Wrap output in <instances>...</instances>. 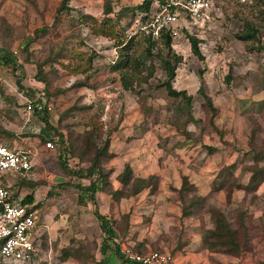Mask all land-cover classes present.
Here are the masks:
<instances>
[{
	"label": "rangeland",
	"instance_id": "obj_1",
	"mask_svg": "<svg viewBox=\"0 0 264 264\" xmlns=\"http://www.w3.org/2000/svg\"><path fill=\"white\" fill-rule=\"evenodd\" d=\"M61 1L0 0V56L5 52L11 54L17 66L16 70L12 71V67L0 64V143L10 146L32 143L38 146L39 156L31 171L35 182L26 179L27 182L23 183L20 180L15 183V187L19 190L32 189L28 183H34L33 189L38 188L37 190L42 189L45 192L49 190L51 193L47 196L43 192L38 203L40 222L45 224L46 231L36 239L39 241L37 255L29 264H120L114 255L113 239L107 242L106 254L103 256L101 253L104 235L94 211L101 213L102 201H97L95 206L89 201L83 204L79 202L80 192L75 186H88L89 181L62 174L55 148L46 149L38 137L43 125L30 107L37 100L47 104L52 109L50 123L64 130L66 135L67 126L70 129L68 131L82 132L84 128L80 122L92 116L98 117L111 128L123 117L128 131L116 133L110 149L114 158L104 166L115 174L120 172L125 160L129 164L134 163L131 158L139 160L141 152L138 149H142L143 145L147 147V152L142 156L154 158V166L158 158L161 160L167 154L170 157L167 172L189 171L198 182L204 180L201 178V172L211 178L219 168L234 162H239L242 167L248 131L254 127L256 119L261 120V117H254L255 115L244 110H255L251 107V102L264 98V53L258 54L254 42L239 41L236 35L243 32L246 24H250L259 31L258 44H264V0H217L209 11L207 21L192 26L185 23L181 15L175 25L176 34L171 35L172 50L181 58V63L176 68L173 87L178 91L184 90L193 97L192 116L203 122L199 126L188 127L189 138L185 141L191 142L189 147L183 146L186 143L183 141L184 136L169 123L173 121L171 116L174 100L167 96L163 88H158L159 83L166 79L160 60L155 55L157 50H162V54L166 55L162 46L157 45L153 51L155 57L151 62H146V67L152 65L154 68L152 77L142 83L139 80L146 77L149 70L144 69L136 76L132 75V70H128L134 82L130 91L124 92L120 74L103 70L105 66L114 63L119 55L113 47V42L89 34V29L74 22L79 17L78 14H89L101 21L104 0H70V15L63 13L61 21L55 24L56 11ZM111 1L114 9L118 11L124 6L140 4L143 0ZM164 1L165 4H171L177 0ZM154 9L155 5H152L150 16L144 21L139 16L131 20L126 35L128 38H134L129 52L131 57L134 54L141 55L147 47L143 39L147 38V35L140 28L153 16ZM121 25L124 26L125 21H122ZM39 30H44L40 36L36 34ZM192 33L201 40L199 47L204 61L197 60L190 51L186 34ZM32 39L34 43L28 46L29 61H25L26 55L21 49ZM80 41L86 44V47L80 49L82 52L93 50L99 55L94 62V67L99 69V72L87 81V87H74L75 82L82 81L83 78H69L57 63L51 66L57 72L49 74L50 86L46 87L35 78L36 63L45 60L51 53L55 55L62 49L76 47ZM61 54L64 55L65 52ZM44 69L53 71L50 65ZM200 73L203 85H200ZM200 86H203L213 106L219 111L212 120L216 129L211 127L210 116L201 108L202 98L197 94ZM83 106L90 108L81 111L74 109ZM181 119H184V116ZM219 130L225 131L223 136L217 133ZM2 131L12 134L13 137H8ZM163 135H168L171 142L167 153L154 148ZM135 136H142L141 143L144 144H136ZM130 137L134 139L130 140ZM206 147L215 148V151L209 153ZM125 156L128 159H125ZM67 163L72 169L86 166L71 158L67 159ZM150 170L155 172L157 169ZM59 181L65 184L58 185ZM48 182L50 187L46 186ZM207 182L206 180L203 183ZM244 193H240V198ZM261 194L253 197L251 194L244 195L247 198L250 196L251 204L256 205ZM224 195L217 192L209 195L207 204L224 211L227 217L232 219L233 210L242 203L238 204L236 200V205H230L225 201ZM115 203L118 202L113 201V204ZM125 210L126 206L120 209L117 219L113 220L111 217V221L119 222L123 216H128L122 213ZM252 216L253 214L248 212L246 222L252 239H255L259 236L260 225L254 223ZM193 220H199L207 227L212 226L207 214L202 213ZM259 220L261 222L262 219ZM126 223L127 221L123 224ZM113 230L115 238L119 239L120 233L114 228ZM66 248L78 250V258L71 257L61 262V250ZM175 251L168 252L172 260L176 255ZM239 258L209 255L212 264H221L223 261L237 264L235 262Z\"/></svg>",
	"mask_w": 264,
	"mask_h": 264
},
{
	"label": "trees",
	"instance_id": "obj_2",
	"mask_svg": "<svg viewBox=\"0 0 264 264\" xmlns=\"http://www.w3.org/2000/svg\"><path fill=\"white\" fill-rule=\"evenodd\" d=\"M155 1L160 4H165L164 0H143L142 3L134 6H124L118 11L114 9L113 2L111 0H104L102 6V19L97 20L95 17L89 14H78L79 17L76 22L77 25H83L86 29H89V34L107 39L113 42V47L119 52L117 60L105 66L104 71L109 73H119L120 83L124 92L130 91L133 86L134 80L131 76H136L141 71L149 70L147 76L139 80V82L146 83L153 74V66L146 67V62H151L155 57L160 60L163 71H165L166 79L159 83L158 88H163L168 97L174 100L172 106V120L170 125L175 128L177 132H180L185 139L189 138L188 127L190 125L199 126L203 122L201 119L194 118L192 116V102L193 97L184 90H176L173 87V80L175 78V72L177 66L181 63V58L175 54L172 50V39L169 32H161L158 41H151L150 37L143 38L147 47L141 55L130 56V50L132 47L133 37L128 38L127 29L134 17L139 16L143 21L150 16L151 6ZM70 0H62L56 11L55 24H58L63 17V13L71 12L68 3ZM68 15V14H67ZM125 21V25L122 26L121 22ZM44 30L36 32L38 36L42 35ZM236 38L242 42H254L257 46L258 54L264 53V44H258L259 31L257 28L250 24L245 25V29L241 34H237ZM186 39L189 42L191 53L199 61H204V56L200 51V43L198 36L195 33L186 34ZM34 39L27 42L21 49L25 53V61H29L28 46H30ZM162 46L166 55L162 54V50H157V54H153L156 46ZM86 47L84 41H80L79 45L69 50H61L54 55L51 53L45 60L36 63L37 73L35 78L43 83L46 87L50 86L49 74L57 72L51 66L52 64H59L69 78H75L81 76L82 81H77L73 85L74 87H87V81L93 78L95 73L99 72V69L94 67V62L99 55L95 51L87 50L82 52L80 49ZM252 49V48H251ZM65 52V54H61ZM66 55V56H65ZM64 59L65 62H59ZM0 64L4 66L12 67V71H15L17 66L16 62L12 59L11 54L5 52L0 56ZM50 65L53 69L46 71L44 67ZM128 70H132V75L128 74ZM200 85L202 82V73L199 74ZM136 79V78H135ZM113 81V80H112ZM91 87V86H90ZM197 94L202 98L201 108L210 116L209 123L213 129L214 124L212 120L219 114V111L213 106L211 98L206 94L203 86H200L197 90ZM47 93V97H48ZM48 99V98H47ZM41 100H37V105L32 107L33 114L40 120L43 127L39 130L38 137L42 143L51 141L54 145V150L57 152L59 169L64 176L75 178L77 180H88V186H82L78 184L75 188L80 192L78 200L81 204L85 201H89L92 205H96V194L102 192L109 196L113 201L119 202L123 198H130L138 195L142 191L149 189L151 194L155 193L158 188L159 179L156 176H148L146 178L134 176L133 169L129 164H125L121 173L116 177V181L119 183L120 188L113 190V186L109 180L112 172L104 168L105 164L114 158V154L111 152L112 148V135L118 131L120 124L123 122V117L118 119L116 124L111 128L106 126L98 117H90L84 122H80L83 125L84 130L82 132H73L68 126L67 135L64 130L57 128L50 123V113L47 111V104L42 105ZM258 103V106L262 105ZM41 106V110L37 108ZM90 106H83L81 108H74L75 110L89 109ZM260 115L261 112H260ZM184 116V119H181ZM262 117L259 122L250 130L247 138L246 151L243 152L242 159V171L250 173V178L247 185H239L236 183L233 177V169L235 165H229L224 167L216 179L214 180L211 191L205 195L200 196L194 185L190 184L188 178H181V187L179 190H175L178 199L181 203V217L183 218H197L199 215L207 214L212 224V228H208L202 231L201 234V247L206 250L210 256L212 255H225L229 257L239 258L243 254L249 252L252 249V235L250 234V228L246 222L248 215V209L246 206L240 205L233 210L232 219H229L224 211L211 207L207 204L209 195L223 190L225 192V198L227 203H230L234 190H243L246 194L255 196V192L264 184V135L262 126ZM65 130V131H66ZM217 131V130H215ZM8 137H13L12 134L2 131ZM220 136L224 135V131L217 132ZM5 145V144H4ZM10 146V145H7ZM11 147V146H10ZM209 153H213L215 148L206 147ZM76 159L78 163H84L85 167L70 168L67 163V159ZM58 185H63L65 182H58ZM34 183H28L30 188H34ZM51 193L48 192L47 196ZM33 195H28L23 199L24 204L33 203ZM250 203H252L250 201ZM40 204H36L35 208L38 209ZM94 216L100 224V230L104 235L101 253L104 256L108 251L107 242L114 239V229L120 233L119 238H124L127 234L128 228V216H123L121 221L112 222L102 216L97 210L94 211ZM126 223L124 225L123 223ZM255 224L260 225V229L263 227V220H255ZM122 228L124 230H122ZM111 242V241H110ZM115 251L114 255L120 261V264H135L127 261L120 253L119 246L113 242ZM80 248V247H79ZM133 250L139 254L147 253L144 249L132 247ZM79 251L72 249L61 250L60 259L61 262L67 261L69 258H78ZM77 254V255H76ZM81 261V259H80ZM107 262V260L105 261Z\"/></svg>",
	"mask_w": 264,
	"mask_h": 264
},
{
	"label": "crops",
	"instance_id": "obj_3",
	"mask_svg": "<svg viewBox=\"0 0 264 264\" xmlns=\"http://www.w3.org/2000/svg\"><path fill=\"white\" fill-rule=\"evenodd\" d=\"M264 102V98L259 100L258 102H251V107H254L255 110L245 109L244 111L251 113V115H255L254 117H262V126L264 135V103L258 106V103ZM37 105V101L32 104L30 107ZM260 112L262 115H260ZM259 122L256 119L255 124ZM252 129V128H251ZM248 131V134L250 130ZM128 131V128L122 122L119 126L117 132L112 135V141L116 133ZM224 131V130H220ZM172 133V131H171ZM225 133V131H224ZM247 134V138H248ZM142 136L138 138L135 136L134 142L136 144H144L141 143ZM168 135H163L160 140H158L157 145L154 147L157 151H162L167 153L168 148L171 145L170 140L168 139ZM247 138L245 146H247ZM134 139V137H130V140ZM185 141V138H183ZM183 146L189 147V141H185ZM189 142V143H188ZM188 143V144H187ZM32 144V143H29ZM147 147L143 145L142 149H138L141 154H139L138 158H131L134 163L129 164L127 160H125V164H129L132 169L134 176L146 178L148 176H156L159 179L157 191L153 194L149 192V189H146L139 193L138 195L130 198H123L118 203L113 204V200L102 192H98L96 194L97 201L101 200V215L104 216L107 220H116L118 217V212L120 209H123L126 206V210L122 213H126L129 216L128 220V228L126 238H119V240L129 246L137 247L140 249H144L146 252L149 251H159V252H172L176 250L173 264H212L210 263L208 252L201 247V234L202 231L211 227H207L205 224L200 222L199 220H193L192 218H183L181 217V203L178 199L177 193L175 190H179L181 187V178L186 177L190 184L194 185L197 193L201 196L207 195L211 191L212 184L216 179L219 172L226 166L218 169L217 172L210 178L209 175L204 174L205 172H201V178H203V182L207 180V184L203 182H198L195 176L191 175L188 172L181 173H169L167 172V164L169 163L170 157L166 156L158 158L156 161V165L154 166V158H147L146 156H142L143 153L147 152ZM246 151V150H245ZM122 159V158H121ZM125 159H128L125 156ZM151 159V160H150ZM127 162V163H126ZM131 163V161H130ZM124 164V165H125ZM124 165L122 166L119 173L115 174L112 172L109 180L111 185L113 186V190H117L120 188L119 183L116 181V177L121 173ZM230 165H235L233 169V177L236 180V183L239 185H247L250 173L246 171H242L239 162H234ZM264 165V163H263ZM229 166V165H227ZM157 169L155 172H151L150 169ZM33 177V178H32ZM31 173L26 178H21L19 175H15L12 173H7L3 178V186L10 189L14 194L17 200H22L28 196L33 195V203L38 204L42 199V193L45 190L39 189H18L15 187V183L27 182V180L35 182V178ZM210 178V179H209ZM242 178V181H241ZM27 179V180H26ZM245 182H243V180ZM50 183L48 182L46 186L50 187ZM15 188L16 190H13ZM30 188V187H29ZM264 184L255 192V195H258L261 192L263 194L259 195V199L256 202V205H252L250 203L249 197L247 198L246 193L242 194V198H240V193L243 190H234L232 194V198L230 201V205H236V201L242 203L243 206H246L250 215L253 214V220H263V227L259 231V236L255 239H252V249L243 254L239 259H236L237 264H264ZM202 189V190H201ZM49 190H46L45 195ZM244 192V191H243ZM218 194H225L223 190L217 192ZM225 196V195H224ZM226 201V198H225ZM105 202V203H104ZM227 202V201H226ZM114 205V206H111ZM251 205V206H250ZM238 207V206H236ZM235 207V208H236ZM121 212V211H120ZM121 213V214H122ZM112 217V219H111ZM45 226V224H43ZM44 229V230H43ZM43 234L45 233V228H43ZM116 239V238H114ZM181 250L179 251L178 249ZM181 258V261H180ZM120 262V261H119ZM221 264H228L223 261Z\"/></svg>",
	"mask_w": 264,
	"mask_h": 264
},
{
	"label": "built area",
	"instance_id": "obj_4",
	"mask_svg": "<svg viewBox=\"0 0 264 264\" xmlns=\"http://www.w3.org/2000/svg\"><path fill=\"white\" fill-rule=\"evenodd\" d=\"M217 0H177L171 4L155 1V9L148 22L140 28L151 40H157L161 32L176 34L175 25L182 20L196 26L208 20V14ZM42 105H46L43 103ZM41 110V106H37ZM47 111L52 109L47 106ZM46 149H53L51 141L44 144ZM39 147L28 145L7 146L0 143V262L3 264H29L37 255L39 239L43 235L44 225L40 222L36 204H24L17 200L10 189L3 186L7 173L26 178L36 165ZM119 246L121 255L135 264H173L166 252L149 251L145 254L135 252L119 239H113Z\"/></svg>",
	"mask_w": 264,
	"mask_h": 264
}]
</instances>
